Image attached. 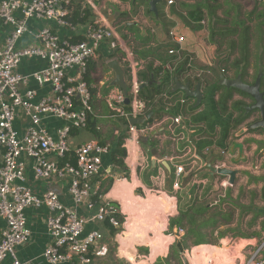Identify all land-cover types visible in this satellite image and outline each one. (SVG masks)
I'll return each mask as SVG.
<instances>
[{
	"label": "crops",
	"instance_id": "crops-1",
	"mask_svg": "<svg viewBox=\"0 0 264 264\" xmlns=\"http://www.w3.org/2000/svg\"><path fill=\"white\" fill-rule=\"evenodd\" d=\"M175 1L176 3L170 7H167L166 0L158 4L159 17L157 18L150 12L149 6L143 2L84 0L83 8L91 9L92 13L89 21L85 24L78 23L68 29L61 28L53 22L32 20L29 23V33L21 39L19 46L37 45V40L33 35L45 28L51 29L61 38L81 41L91 24L103 22L116 29L120 37V44L134 54L133 62L141 66L137 73L141 82H145V80L141 79L139 75L146 70L148 65L153 64L154 69H162L157 80L154 81L159 86L164 74L163 66L170 58L167 50L171 44L168 42L167 33L170 28L177 26L180 32L187 37L189 49L197 54L199 67L212 70V74L206 75L203 82L187 80L181 73L172 76L174 78L168 91L157 97L150 109L152 111L149 114L152 116L148 121L155 125L154 131L142 137L138 142L129 139V126L126 124L128 121L112 116L108 105L114 90L119 88L115 84L116 74L109 66L112 61H117L120 64L124 72L126 86L130 82V68L124 60L126 52L121 48L112 50L108 44L104 43L89 63L85 80L91 89L93 112L90 115L86 131L93 137L79 142L75 138L72 140L70 138L71 145L75 147L88 141L97 140L103 145H109L112 150V147L114 149L116 143L122 140V147L126 150L124 162L127 171L113 165L109 160L110 155H107L103 158L104 170L96 179L102 196L122 210L120 213L124 219L122 228L116 230L108 222L92 221L87 225L85 234L99 231L104 236L102 244L106 245L108 249H110V244L112 246L115 241L119 244L118 254L123 258L124 256L121 255L123 246L126 248L136 246L137 249L136 247L130 248V253H136L135 257L137 258L151 261L156 252L149 246V252L146 255H140L138 248L141 249L144 245L139 246L134 242L135 238L133 237H136L142 228L132 221L128 222L130 210L133 208V204L129 203L131 201L129 198L135 202V205L137 199L141 201H147L151 197L169 199L173 204L172 209L169 212L161 210V216L166 218L167 223L164 222V227L161 229L148 231L150 232L148 238L152 241L158 239L163 241L165 238L167 241L168 239L172 240L165 253L162 254L166 259L164 264L167 263V259L170 264H179L177 258L180 260V264H185L179 252L188 254L187 246L192 250V258L188 256L190 257L187 260L188 264H198V259H194L196 253L203 254L202 264L207 257H210L207 263L213 261L214 264H219L226 257L225 264H242L264 236V130L249 129L251 124L260 119L258 111H250L246 114L245 108L254 104L253 99L241 95L238 91L233 92L232 99L226 101L225 94L227 92L225 93V91L229 89L220 85V82L222 76L228 79H236L241 76L245 83L252 85L260 70L264 74V4H258L257 0ZM198 3H202V19H194L190 12ZM169 11L171 14H168ZM167 14L169 17H166ZM245 30H247L246 37L249 42L246 51L248 52L247 62L241 63L239 66V71H244L243 76L236 75L232 65L241 56L239 44ZM10 31L11 28L0 22V48L3 47ZM235 43L236 46H234ZM46 67V62L36 58L22 62L18 71L29 76ZM222 71L225 72L222 73ZM176 78L182 85H189L193 91L198 84H201L203 99L199 106H196L195 99L187 98L184 92L175 91ZM217 84L226 89L214 91V86ZM261 86L264 91V75ZM28 88L37 90L39 98L51 94L49 88L39 89L33 82L29 84ZM183 100L186 102L182 105L181 101ZM239 102L244 103L242 117H246L241 124L236 123L241 117V113L233 108V105ZM216 103L219 105L216 106ZM222 105L226 106L228 110L222 111ZM180 113L188 118L193 133H189L188 125L183 131L184 139L177 141L170 138L168 124L170 117H175ZM44 123L49 126L50 130L65 124L54 119H47ZM27 124V118H23L16 121L15 127L24 132ZM93 126L97 130V134L92 131ZM79 132L80 130H74L71 135L77 134L76 136H78ZM186 138L194 141L193 154L196 161L193 164V171L183 176L181 188L175 190L173 188L174 171L177 163L180 162L179 151L185 146ZM235 144L244 145L242 160ZM208 164L215 168L223 167L238 171L235 185L231 189H227L226 198L215 206L212 205V202L218 193L214 195L213 192H218L220 180L229 179V177L216 175L211 178L208 175ZM27 184L37 193L51 189L60 196L64 205L75 208L66 184L55 180L37 183L34 182L32 174H30ZM200 204L207 205L211 209L210 214L219 213L220 216H218L219 223L215 228L206 226L201 228L206 234V239L212 238V241L195 245L194 239L187 241L184 239L190 226L184 223L182 227L174 226L171 230L170 220L181 212L189 211L192 207ZM79 212L84 217L90 218L93 215L92 212H87L83 208L79 209ZM26 214L32 236L26 244L16 249L17 257L23 263L48 264L42 255L51 243L46 220L52 213L47 208H41L30 209ZM128 224H130L129 234ZM1 226L2 221L0 220ZM180 229L184 230L183 234L178 233ZM218 235L222 236L221 239L225 238L222 245L227 242V244H231V249H222L214 244L213 236ZM120 239L126 242L122 243V247ZM239 245H243V249L238 251L237 246ZM173 246L175 254H172L170 250ZM200 248L203 249L200 250ZM215 248H217V255L212 253ZM159 255L154 256L150 264H155L158 257L161 256ZM94 257L96 256L92 257V263ZM125 259L128 260L127 257ZM10 263V258L4 262V264Z\"/></svg>",
	"mask_w": 264,
	"mask_h": 264
},
{
	"label": "built area",
	"instance_id": "built-area-1",
	"mask_svg": "<svg viewBox=\"0 0 264 264\" xmlns=\"http://www.w3.org/2000/svg\"><path fill=\"white\" fill-rule=\"evenodd\" d=\"M73 3L74 0L0 1V22L11 28L0 48V264L8 258L10 264H30L21 262L16 254V249L32 236L26 214L30 209L47 208L52 213L46 220L51 243L42 255L48 264H92L93 256L105 257L109 249L102 244L103 234L99 231L85 234L92 221L108 222L116 230L122 228L123 222L118 218L122 210L102 196L96 183L104 170L103 158L111 153L110 146L92 140L73 147L70 141L74 130L88 128L93 108L85 76L90 61L104 43L112 50L121 48L126 52L124 60L131 76L128 93L119 87L110 98L112 116L128 121L132 141L138 142L154 131L155 125L148 120L140 126L130 124L131 119L146 118L151 107L139 96L141 86L146 85L137 77L141 66L133 62L134 54L120 44L114 27L95 22L87 28L84 39L77 42L45 28L33 35L37 45L19 46L29 33L32 20L73 28L68 21ZM257 3L263 4L264 0ZM174 4L175 0H166L167 7ZM167 36L171 47L167 50L170 58L163 66L164 72L171 76L181 73L187 80L197 82L212 74V70L199 67L197 54L189 49L187 37L177 26L170 28ZM36 58L46 62L47 67L29 76L18 71L22 62ZM31 82L39 89L49 88L51 94L39 98L37 90L28 88ZM185 102L181 101L182 105ZM23 118H27L28 124L21 132L15 123ZM47 119L65 124L50 130L44 123ZM169 122L168 131L173 140L184 139L183 131L188 125L189 133H193L188 118L182 113L170 117ZM194 149V141L186 138L174 171L175 190L181 188L183 176L193 171ZM30 174L37 183L55 180L66 184L75 208L64 205L51 189L37 193L29 187ZM219 187L221 191L212 202L214 206L226 198V190L233 186L229 179H222ZM81 208L93 215L82 216ZM178 233L183 234L184 230ZM242 264H264V236Z\"/></svg>",
	"mask_w": 264,
	"mask_h": 264
},
{
	"label": "trees",
	"instance_id": "trees-1",
	"mask_svg": "<svg viewBox=\"0 0 264 264\" xmlns=\"http://www.w3.org/2000/svg\"><path fill=\"white\" fill-rule=\"evenodd\" d=\"M83 1L84 0H74V3L72 4V11L68 17V21L72 25H77L78 23L85 24L87 21H89V18L92 16L91 9L83 8L84 7L82 4ZM183 5H185V4H183ZM185 6H187V5H185ZM205 7H207V6H205ZM201 10H202V3H198L196 7L194 6L192 8V10L190 12L193 15L194 19L195 18L196 19H202ZM195 16H197L198 18ZM246 34H247V30L244 31V34L240 38L241 41H240L239 47L241 48L240 49L241 50V56L232 65L233 68L235 69L236 75L241 74L244 76V71H242V72L239 71V66L241 63L247 62V59H248V52H246V51H247V45H248L249 40L246 37ZM234 46H236V43L234 44ZM161 72H162L161 68L154 69L153 64H150V65H148L146 70L143 71L139 75L140 78L144 79L145 82L147 83L146 85L141 86L142 91L140 89V95L139 96H140L141 100L147 102L148 106H150V107H153L154 102H155L157 97H160L161 95L165 94L168 91V88H169V86L172 83L173 78H174L168 72H164L163 77L161 79L162 81H161L160 85L157 86V83H155L154 81L157 80V76ZM220 89L225 90L226 88H224L218 84L214 86V91L215 90L219 91ZM226 92H227V94H225L226 95L225 100L227 101V100L232 99L233 92H238V91H236L234 89H229V90H226L225 93ZM238 93H240L241 95H243L245 97H250L249 95H247L243 92H238ZM218 105L219 104L216 103V106H218ZM243 105H244V103H242V102H239V103H236L233 105V108H235V111H238L241 113V117L236 121L237 124L243 123L244 120L246 119V117H242L244 114V111L242 108ZM221 109H222V111L228 110V108L224 105L221 106ZM232 117L233 116L231 115V119H232ZM248 117H249V115H248ZM89 121H90V117H89ZM126 124L129 126L128 122H126ZM92 131L97 134V130L95 129L94 126L92 128ZM122 143H123V141L119 140L118 143H116L114 149L112 147V150H111V153L109 156L110 157L109 160L113 165H116V166L120 167L121 169L127 171L126 164L124 162V159L126 157V150L122 147ZM164 200L167 201L168 203L172 202L169 199L168 200L164 199ZM170 204H171V209H172L173 204L172 203H170ZM149 209H147V210H149ZM163 210H165V209H163ZM170 210L168 208L167 212H169ZM210 211H211V209L205 204L196 205V206L192 207L191 210L181 212L177 217L172 218L170 220V229L172 230V228L174 226L182 227L184 225V223H186V225H189L190 228H189V230H188V232L184 238L185 241H187L189 239H191V240L194 239L193 242L195 245L208 243L209 240L206 239L207 238L206 234L203 232V230H201V228H203L204 226L215 228L219 223L218 222V216H220L219 213L210 214ZM141 214L144 215L145 213L143 212ZM145 215L148 216L149 214H145ZM150 217H152V214H150ZM118 218L121 222L124 221V219L120 215L118 216ZM129 225L130 224H128V232L130 230ZM202 249L203 248H200V250H202ZM194 256H195L194 259H198V261H199L198 264H202L203 254L196 253ZM166 264H170L169 260H167Z\"/></svg>",
	"mask_w": 264,
	"mask_h": 264
},
{
	"label": "rangeland",
	"instance_id": "rangeland-1",
	"mask_svg": "<svg viewBox=\"0 0 264 264\" xmlns=\"http://www.w3.org/2000/svg\"><path fill=\"white\" fill-rule=\"evenodd\" d=\"M175 3H176V1H175ZM111 13H113V12H111ZM168 14H171V12L169 11ZM168 14L166 17L169 16ZM73 135H71V137H70L71 140L75 138L78 142L79 141H86V140L91 139L93 137L91 134H89L86 131V129L80 130L78 136H76L77 134H75L74 136ZM229 189H231V188H229ZM228 190H226V191H228ZM220 191H221V188L218 189V192H220ZM218 192H216V193L213 192V193H214V195H216ZM129 199L132 201V203L134 202L131 198H129ZM145 208H147V209L150 208V209L144 212L143 210ZM168 208H169V210L171 209V204L168 203L167 201H165L164 199L151 197L147 201H144L143 206H140L139 208H137L135 206L132 208V210H130V217H129L128 222L132 221L133 223L138 224L137 226L139 228H142L141 230H139L136 237L135 236L133 237V238H135L134 242L137 243V245H139V246L144 245V246H142L141 249L138 248L139 254L140 255H146V253L149 252L148 250H149V246H150L153 249V251L156 252V254L154 256H157L158 254L161 255V256L159 255L160 257H158L157 262L155 264H164L166 259L164 258V255H162V254L165 253V251L167 250V248L170 245L172 240L168 239V241H167V239L165 238V240H163V241L161 239L152 241L150 238H148V236L150 234V232H148V231L163 228L164 222L167 223V221H166V218L164 219V216H161V214H162L161 210L165 209V211H167ZM143 212L145 214H149V215L147 216L144 214L145 215L144 216L143 214H141ZM150 214H152V217H150ZM145 227H146V229H145ZM222 232H225V231H222ZM128 234H129V232H128ZM128 237L130 238L131 235ZM220 237H222V236L221 235H218L216 237L213 236L214 244L216 246L222 248V249L228 250V248H230L231 244H227V242H225L226 244L222 245V242L225 240V238L221 239ZM142 238H145V239H142ZM208 240L212 241V238H208ZM134 242H132V244H134ZM122 243H126V242L123 239H120L121 247H122ZM158 243H160V244H158ZM209 245H211V244H209ZM134 247H136V246H133L132 248H134ZM118 248H119V244H117L114 241L112 246L110 244V249H109L110 251H108L109 254H107L104 258L94 257L92 264H150L154 259V256L151 258V261H146V259H144V258H141V259L137 258V257H135L136 253H134V254L130 253V251H129L130 248H126L125 246H123L121 249V255L124 256V258H123V257L119 256L118 251H117ZM186 248H188V250L187 249L186 250L189 252H188V254L184 253V255H185L186 259L189 260L190 257L192 258V255H191L192 250L189 249V246H187ZM193 248H195V247H193ZM136 249H137V247H136ZM237 249H238V251L243 249V245L237 246ZM170 250H171L172 254H175L174 246L171 247ZM216 251H217V248H215L214 252H212V253L216 254ZM188 256H190V257H188ZM125 257H127L128 260L125 259ZM211 257H212V255H211ZM209 258L210 257L205 258V261L203 264H208L207 260ZM225 258L223 259V261H220L219 264H225V260H226ZM177 260H178V263L180 264V262H179L180 260L178 258H177ZM216 264H218V263H216Z\"/></svg>",
	"mask_w": 264,
	"mask_h": 264
},
{
	"label": "water",
	"instance_id": "water-1",
	"mask_svg": "<svg viewBox=\"0 0 264 264\" xmlns=\"http://www.w3.org/2000/svg\"><path fill=\"white\" fill-rule=\"evenodd\" d=\"M133 2H143L149 6V10L157 18L159 17L158 4L163 0H132ZM110 68H112L116 74L115 84L122 88V90L127 94L128 87L124 82V72L117 61H112L110 63ZM263 71L260 70L254 84H247L242 80L241 76H238L236 79H228L224 76L221 77L220 85L225 86L228 89H235L237 91L243 92L249 95L254 104L252 106L246 107V114L250 111H258L260 114V119L249 126L250 130L263 129L264 130V91L262 90L261 82L263 78ZM176 88L175 91H182L185 93L187 98H193L196 100V106H199L202 103L203 95L201 92V85L198 84L196 89L193 91L189 85H182L179 80L175 79ZM129 104V99L126 100V105ZM152 114L146 116V118L131 119L130 124L132 125H141L145 124L147 120L151 118ZM235 148L239 150L240 159H243L244 145L235 144ZM209 169L208 175L211 178H214L216 175L228 176L229 182L232 186L235 185L237 181L238 171L230 170L227 168H215L211 164L207 165ZM179 254L182 256V259L185 264H188L185 255L180 251Z\"/></svg>",
	"mask_w": 264,
	"mask_h": 264
},
{
	"label": "bare ground",
	"instance_id": "bare-ground-1",
	"mask_svg": "<svg viewBox=\"0 0 264 264\" xmlns=\"http://www.w3.org/2000/svg\"><path fill=\"white\" fill-rule=\"evenodd\" d=\"M130 205L133 204V207L134 206H137V208H139L140 206H143L144 205V201H141L140 199H137L136 201V205H135V202L132 203V201H129ZM132 203V204H131ZM147 210V208H145L143 211L145 212ZM142 211V210H141Z\"/></svg>",
	"mask_w": 264,
	"mask_h": 264
}]
</instances>
